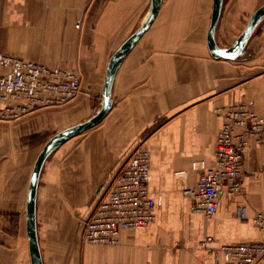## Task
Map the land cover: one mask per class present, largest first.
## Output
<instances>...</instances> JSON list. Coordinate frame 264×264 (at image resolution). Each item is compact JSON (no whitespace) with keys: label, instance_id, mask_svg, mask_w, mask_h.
<instances>
[{"label":"crops","instance_id":"1","mask_svg":"<svg viewBox=\"0 0 264 264\" xmlns=\"http://www.w3.org/2000/svg\"><path fill=\"white\" fill-rule=\"evenodd\" d=\"M215 0H162L149 27L118 67L113 105L97 125L47 157L37 196L43 264H235L210 244L260 241L264 145L245 150L243 191L224 184L216 212L194 209L185 193L214 164L228 108L247 104L264 120V17L236 58L209 46ZM264 0H223L215 30L231 47ZM153 0H0V51L75 70L81 94L17 119L0 115V264H32L27 205L32 174L47 142L102 107L109 62L148 20ZM139 145L150 150L155 219L123 230L114 245L84 239L87 219ZM240 204L247 218L237 217Z\"/></svg>","mask_w":264,"mask_h":264},{"label":"built area","instance_id":"2","mask_svg":"<svg viewBox=\"0 0 264 264\" xmlns=\"http://www.w3.org/2000/svg\"><path fill=\"white\" fill-rule=\"evenodd\" d=\"M82 92V80L73 69L52 66L0 51V115L17 119L38 108L62 106ZM255 140L264 145V120L247 104L231 105L217 140L214 164L207 166L196 186L185 193L194 200V209L211 216L216 212L224 184L231 194L243 191L242 170L245 150ZM150 150L139 145L114 178L108 195L99 200L86 221L84 239L88 243L114 245L123 230L148 226L156 216L157 200L151 195ZM236 215L247 218L246 204ZM263 232L260 241L224 244L215 248L209 235L202 245L220 252L235 264H264V211L254 217Z\"/></svg>","mask_w":264,"mask_h":264},{"label":"water","instance_id":"3","mask_svg":"<svg viewBox=\"0 0 264 264\" xmlns=\"http://www.w3.org/2000/svg\"><path fill=\"white\" fill-rule=\"evenodd\" d=\"M161 3L162 0H153L152 11L146 23L139 30H137L112 56L109 62V67L106 75V81L103 90L104 100L100 110L96 114L91 116L89 119L56 133L47 142L45 148L41 152L36 162L32 174L28 205H27V229H28L32 264H43L41 248L39 244V237H38V227H37V196H38V187H39V181H40L43 165L47 157L58 146H60L62 143H64L71 137L97 125L107 115V113L109 112V110L113 105V100L111 98V89L116 71L120 66L121 62L123 61V59L128 54V52L135 45V43L143 34V32L152 23L153 19L155 18L161 6ZM222 4H223V0H215L214 2L212 23L208 35L209 46L212 54L215 57L236 58L243 51L258 22L264 17V5H262L252 15L249 24L247 25L245 30L241 33V35L238 37L235 44L231 47L223 48L218 45L215 38V30L220 19Z\"/></svg>","mask_w":264,"mask_h":264}]
</instances>
